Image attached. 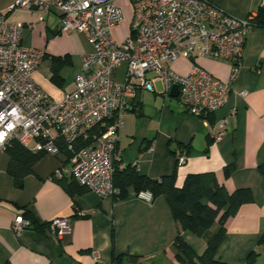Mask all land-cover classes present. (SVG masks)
<instances>
[{
	"label": "crops",
	"instance_id": "0c3cea01",
	"mask_svg": "<svg viewBox=\"0 0 264 264\" xmlns=\"http://www.w3.org/2000/svg\"><path fill=\"white\" fill-rule=\"evenodd\" d=\"M123 21L112 32L122 43L130 33L132 0H114ZM226 15L245 19L255 15L263 0H207ZM14 0H0V24L23 25L21 44L44 53L33 73L40 92L60 100L74 88L80 59L92 51L77 33H61L60 17L38 9L9 10ZM69 57L61 69L60 87L50 82V58ZM198 66L211 76L226 81L230 67L222 61L180 57L172 65L178 75H187ZM125 65L114 73L115 81L125 78ZM245 93L241 96L240 93ZM123 127L118 130L114 167L137 165L139 174L159 179L175 172V185L181 187L187 175L213 173L217 182L232 193L249 189L253 200L242 205L225 223L226 234L215 259L226 264H246L251 252L255 264H264L261 244L264 234V28H255L245 37L242 67L227 105L203 118L186 112L178 97L165 94L155 81L153 92L137 87L129 99ZM130 109V110H128ZM134 109L135 112H132ZM235 113L231 115V111ZM228 119L218 143L211 139L217 122ZM186 155L179 164L177 154ZM9 157L0 150V264H111L118 255L140 257L143 264H180L173 247L180 234L200 255L205 242L188 231H181L162 196L151 203L136 198L132 187L124 199H99L83 190L71 196L69 155L43 154L17 188L8 174ZM233 165L229 176L224 168ZM27 211L37 226L19 235L12 230L14 220ZM65 219L69 230L59 239L47 232V224Z\"/></svg>",
	"mask_w": 264,
	"mask_h": 264
},
{
	"label": "built area",
	"instance_id": "2783aa9c",
	"mask_svg": "<svg viewBox=\"0 0 264 264\" xmlns=\"http://www.w3.org/2000/svg\"><path fill=\"white\" fill-rule=\"evenodd\" d=\"M14 9L58 15L61 33L83 35L92 51L81 56L73 90L54 100L40 92L32 77L44 53L21 44L23 25L0 24V150L15 139L32 152L55 157L61 153L59 139L73 154L71 178L102 200L118 195L117 133L137 87L153 92L159 81L168 95L177 86V97L188 114L197 118L215 114L227 105L238 79L254 17H231L207 0H132L130 33L118 43L112 32L123 14L114 0H14L9 10ZM180 57L225 62L229 77L221 81L195 65L187 75H178L171 68ZM121 65L126 67L125 78L118 82L114 73ZM227 124L228 119L217 122L213 142L221 141ZM100 126L103 130L96 136ZM81 140L86 144L75 150ZM176 159L182 164L186 155L177 154ZM136 198L145 203L153 200L147 191ZM28 227V221L18 216L12 230L19 235ZM46 229L62 239L69 226L67 220L57 219Z\"/></svg>",
	"mask_w": 264,
	"mask_h": 264
},
{
	"label": "trees",
	"instance_id": "16d2710c",
	"mask_svg": "<svg viewBox=\"0 0 264 264\" xmlns=\"http://www.w3.org/2000/svg\"><path fill=\"white\" fill-rule=\"evenodd\" d=\"M253 29L264 28V7H261L251 19ZM50 82L60 87L63 83L59 73L62 68L69 64V57L50 58ZM103 128L97 127L94 134L97 136ZM56 144L61 152L73 156L65 151L61 140ZM84 141H78L76 149L85 145ZM9 157L7 172L15 182L17 188L22 187L25 176L33 171V166L43 155L40 152H32L22 147L17 140L11 139L2 149ZM234 166L224 168V175L227 177L233 171ZM259 171L264 173V164L259 166ZM114 186L118 190L115 199H124L127 196V188L132 187L136 193L150 192L153 199L162 196L172 217L181 231H188L205 242V249L202 254L197 255L179 234L173 243L177 252V259L180 264H226L215 259V253L221 244L225 234L226 221L234 216L242 205L252 202L253 197L249 189H238L229 193L223 185H220L213 173L189 174L186 176L183 185H175V172L159 179H150L139 174L137 165H129L123 169L115 168ZM67 192L73 196L82 193L84 188L79 187L72 179V183L66 186ZM24 220L28 221L29 228L37 229L34 219L24 211ZM264 251V241L261 239ZM257 253L251 252L246 264H255ZM111 264H143L140 257L130 255H118Z\"/></svg>",
	"mask_w": 264,
	"mask_h": 264
},
{
	"label": "water",
	"instance_id": "95a60500",
	"mask_svg": "<svg viewBox=\"0 0 264 264\" xmlns=\"http://www.w3.org/2000/svg\"><path fill=\"white\" fill-rule=\"evenodd\" d=\"M170 96L171 97H177L178 96V88L177 86H173L172 89H171V92H170ZM130 110V109H128ZM132 112H135L134 109H131Z\"/></svg>",
	"mask_w": 264,
	"mask_h": 264
}]
</instances>
